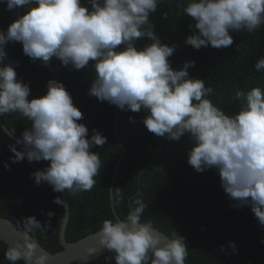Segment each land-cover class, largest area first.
Here are the masks:
<instances>
[{
    "label": "clouds",
    "instance_id": "9594fccd",
    "mask_svg": "<svg viewBox=\"0 0 264 264\" xmlns=\"http://www.w3.org/2000/svg\"><path fill=\"white\" fill-rule=\"evenodd\" d=\"M163 2L0 0L7 10L23 9L6 31L0 30V116L20 113L31 121L10 145L11 160L50 161L45 170L32 173L35 183L47 182L54 191L74 196L95 186L101 160L91 149L107 140L98 130L89 137L88 127L80 122L83 113L63 82L51 79L44 96L29 99V85L17 78L12 63H5V45L22 42L24 54L43 64L57 58L82 70L94 62L90 95L121 110L146 111L142 122L157 136L179 140L188 134L194 141L188 163L198 172L216 168L226 194L238 206L250 205L264 225V87L237 91L234 98L243 103L235 115L215 105L208 98L212 87L189 74L194 61L179 69L171 66L177 45L162 42L150 20ZM183 12L195 22L185 43L197 50L230 47V33H252L264 25V0H186ZM140 38L151 42L137 47ZM254 67L264 71V57ZM54 202L67 208L60 197ZM145 207L138 195L125 219H105L97 234L99 247L115 252L116 264H185V239H168L150 221L141 222ZM22 221L23 240L10 244L5 258L11 264H48V254L38 253L37 243L29 238L34 229L43 231L45 226L35 216ZM229 243L236 250L235 243ZM98 250L93 246L88 253Z\"/></svg>",
    "mask_w": 264,
    "mask_h": 264
},
{
    "label": "trees",
    "instance_id": "16d2710c",
    "mask_svg": "<svg viewBox=\"0 0 264 264\" xmlns=\"http://www.w3.org/2000/svg\"><path fill=\"white\" fill-rule=\"evenodd\" d=\"M184 3L186 0L183 3L182 0H164L150 15L155 31L162 42L177 45L169 58L173 69L182 68L186 61H194V66L189 68L190 76L204 79L206 87L213 89L208 98L226 114L235 115L243 103L234 98L237 91L246 93L252 87H264V71L254 67L257 60L264 57V25L252 33L244 30L230 33L234 38L230 47L216 49L209 45L197 50L185 43L192 34L190 25L195 22L183 12ZM17 11L23 9L10 11L0 3V30L6 31L17 19ZM150 42L140 38L136 43L137 47H143ZM5 50V63H12L17 78L30 87L29 99L44 96L48 81L56 80L57 76L82 111L80 122L88 127L89 137L93 130L107 137L103 146L91 149L99 153L101 160L95 186L91 191L67 195L71 205L66 230L69 242L99 231L105 219L117 218L110 197L119 162L113 199L121 219L126 218L134 199L140 195L146 205L141 222L150 221L171 238H185L188 233L185 264H264V225L259 223L250 205L238 206L226 194L216 168L198 172L188 163L194 142L188 134L179 140L157 136L142 122L146 111L121 110L90 95L96 76L94 62L76 70L71 65L64 66L57 58L49 64L33 61L24 54L22 42H8ZM1 118L20 138L23 131L31 127V121L20 113L5 114ZM14 142L0 125V216L23 227V218L35 216L45 230L34 229L31 234L49 251H61L60 230L65 210L63 205L54 202L61 192L54 191L47 182L37 185L32 175L36 170L26 158L12 162L14 153L10 145ZM33 162L42 167L50 164L44 160ZM49 211L54 215L49 217ZM229 242L235 243L236 250ZM8 247L0 240V264H11L5 258ZM115 255L108 252L88 264H116ZM16 264H24V261Z\"/></svg>",
    "mask_w": 264,
    "mask_h": 264
},
{
    "label": "water",
    "instance_id": "95a60500",
    "mask_svg": "<svg viewBox=\"0 0 264 264\" xmlns=\"http://www.w3.org/2000/svg\"><path fill=\"white\" fill-rule=\"evenodd\" d=\"M55 74L56 72L53 71ZM58 77L56 76V80L58 81ZM118 110H117V115H118ZM0 125L5 129V131L14 139H20V137L14 135L11 130L3 124L2 118L0 116ZM116 127V126H115ZM124 155L121 156L120 160L123 158ZM27 163L35 170H45L47 167H42L37 164H35L33 161H29L26 158ZM118 165L119 162L116 166V172L113 176L112 180V187H111V201H112V209L115 213V216L117 218H120L116 208H115V202H114V180L117 174L118 170ZM68 192L67 190L61 192L60 198L65 201L67 204V208L64 207V219L62 222L61 230H60V242L61 245L63 246V249L61 251H58L56 253H53L49 251L47 248H45L31 233H29V238L34 240L37 245V252L39 253L40 251L46 252L49 256V261L48 264H88L95 259L103 256L104 254L108 253L109 251L106 249H102L99 247L98 244V237L97 234L99 231H96L94 233H91L75 242H69L66 237V230L69 224V220L71 217V205L69 202V198H67ZM121 219V218H120ZM154 227V226H153ZM157 231H159L162 235L167 237L168 239H171L169 235H167L165 232L162 230L154 227ZM23 233H24V227L21 226L20 224L16 223L13 220H10L8 218L0 216V240L4 241L6 244H14L17 241H22L23 240ZM188 236V233L185 236V240ZM97 247L99 250L95 255H89L88 249L90 247Z\"/></svg>",
    "mask_w": 264,
    "mask_h": 264
}]
</instances>
